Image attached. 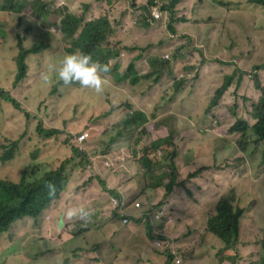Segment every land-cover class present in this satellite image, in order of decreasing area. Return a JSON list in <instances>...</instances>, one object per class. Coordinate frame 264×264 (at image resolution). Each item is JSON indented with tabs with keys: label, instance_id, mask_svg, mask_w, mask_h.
I'll return each mask as SVG.
<instances>
[{
	"label": "trees",
	"instance_id": "trees-1",
	"mask_svg": "<svg viewBox=\"0 0 264 264\" xmlns=\"http://www.w3.org/2000/svg\"><path fill=\"white\" fill-rule=\"evenodd\" d=\"M74 1L78 3L75 10L70 9L68 0H3L0 10L13 13L18 28L7 39L0 41V55L10 59L15 58L17 74L12 84L13 87H16L25 76L24 61L29 55L53 50V52H61V57L55 61L56 63L65 54L71 52L89 54L102 64H108L113 60L111 72L118 82L128 83L132 90L135 88L150 89L144 94L132 92L134 94L131 93L130 98L124 100L129 108L128 114L115 127L112 143L126 135V145L123 146L125 154L105 160L103 163L108 164V170L102 163L97 174L86 177L79 184V189L82 192L91 190L96 194L91 200L92 215L96 207L104 211L109 209L108 201L101 198L100 194L116 198L119 203L125 202L126 204L131 201L141 204L142 201H152L151 210H148L149 216L154 214L152 223H145V225L142 223L144 226L139 230L140 238L132 234V227L136 228V225L125 226L119 234H112L110 237L113 243L122 245V248L120 247L121 254L123 252L129 257L127 264H196L199 259H204V264H264V210L262 226H259L252 216L257 188L249 191L245 185L236 187L233 184L225 194L218 198L214 209L210 208L208 194L213 185L205 178L197 177L202 171H207L209 168L201 166L195 172L183 177L174 161L179 141L170 130V125L159 119L164 114L168 116L187 107L196 106L191 114L200 115L203 120L207 119L208 125L215 122L221 136H228L234 131L239 132L238 146L240 149L232 153L231 159L226 158L228 143L224 141L223 153L225 157L219 161L213 160L217 168L213 174H216L222 181L231 178L234 169L238 171L242 163L236 164L237 162L233 158L239 156L243 158L242 150L249 143L248 135L254 144L264 143V83L259 82L256 75L261 68H264V63L251 64L252 69L249 73L244 71L231 73L224 65L227 59L218 57L215 61L223 65H221L219 73L208 78L212 72V64L202 60L194 62L190 53V56L186 55L188 61L181 62V71L187 72L189 77L180 73L182 77L177 76L174 79L170 91H167L171 100L163 104L164 90L158 97L151 95L160 76L140 74L135 68V61L144 59L143 52L147 48L172 45L170 63L177 67L179 63L177 49L182 48L184 51H189L186 47V40L187 37H191L187 18L178 15L179 4L182 0H143L141 10L138 12L126 7L123 17L133 24L124 34L119 35L117 51L115 48L105 45L114 31L113 20L110 22L107 19L103 8L97 4L96 0ZM196 2L201 5L206 4L205 9L198 14V17L215 23L213 29L218 27L221 30L219 37L232 39L235 33L243 31V21L246 19L244 14L246 13L237 10L241 5L232 4L231 0H196ZM246 4L255 9H264V0H246ZM217 8L225 11L221 17L217 14ZM228 10L242 14H236L235 21L237 23L228 19L229 16H235L228 13ZM155 11H162V18L154 19ZM52 13L59 17L55 27H51L47 23L48 17ZM137 14H139L138 17ZM252 22H254L253 16ZM263 33L264 28L260 29L259 27L257 35H263ZM136 34L145 35L154 43L148 44L146 47L134 44L124 46L125 38L127 37V41L128 38L134 37ZM0 35L4 37L1 27ZM259 38L260 36L256 39ZM11 40H14V46L9 48L7 44ZM176 42L181 46L180 44L176 46ZM134 50H138L139 53L129 58V53ZM244 56L247 57L246 52H244ZM124 61L125 65L119 72V65ZM246 61H250L249 57ZM149 62L157 65L155 58L150 59ZM202 76L205 80H210V87L218 88L214 95L207 91L197 98L193 93H199V88L194 85ZM244 76H250L248 78L253 83L245 82ZM56 79L55 73L52 71L47 80L43 76L38 83L55 82ZM57 82L62 87L66 86L58 80ZM233 84L235 90L241 87L243 91H246L250 95L249 102L254 103L251 105L250 114L255 121L253 125H249L239 111V100L223 96ZM69 85L87 97V93L81 90V86L77 82ZM242 100H246L243 95ZM2 102L8 103L13 109L22 113L26 119H29L30 114L8 92H3L0 95V104ZM74 118H77L78 121L77 123L72 122L73 128L79 130L73 134L71 139L77 143L76 138L84 134L82 141V145H84L88 142L87 129L79 125L80 121L77 115L70 116L68 120L64 121L63 126ZM98 119H103V116L99 115ZM96 122L97 118H92V125ZM228 122L231 124L229 125ZM1 124L2 118L0 117ZM128 131L131 133L128 134ZM36 133L41 138H47L49 136L57 137L61 132L57 129L45 130L39 122ZM1 139L0 127V246L2 238L12 232L13 236L10 239L20 243L21 248L19 251L13 250L5 254L0 247V264H30L41 255L46 256L52 264H66L69 259H73L71 264H77L76 260L80 254L89 250H98V244H90L86 240V234L92 230L94 225L92 221L90 224L91 218L82 221L75 216L66 217L63 208L60 207L57 209L59 217L62 219V228L59 231L55 227L49 231L48 225L44 222V214L52 215L55 211L52 207L53 203L59 200L71 187H77L73 180L67 181L64 164L52 171H40L37 166L25 168L28 162L34 164L35 156L25 160H14L19 142H9L6 147ZM100 147L104 150L106 144L102 142ZM95 148H91L87 153L85 149H82L81 152L78 148L72 147L71 152L84 161L94 156ZM194 154L207 157L203 152H194ZM122 161L126 162V172L121 168ZM259 166L264 167V164L260 163ZM165 167L168 168V171H163ZM133 169L137 178L131 174ZM196 177L197 188L202 190L197 200L194 199L191 189L187 187V180ZM151 182L154 185L146 184ZM49 183L55 185V195L53 196H50L48 192L47 185ZM132 184L134 186L145 184V190L159 188L163 196L152 198L150 195L147 196V193L151 192L145 190L130 196L129 192H124L121 189L125 186L126 189L132 190ZM76 192H78V187ZM181 201H184V208L187 209L183 211H192L194 214L189 217L193 222L186 225L185 233L178 236L173 231V219L182 212L177 208ZM80 208L85 207L82 205ZM158 212H162V216L156 218ZM143 214H140V219ZM140 219L135 222H141ZM180 219L179 216L174 219L176 225L180 224L178 222ZM28 223L38 226L40 235L38 238L23 241ZM244 224L249 227L248 246L257 249L255 253L259 256L256 258H253L251 254L248 255L247 251H243V247L246 246L242 230ZM153 225L157 227L154 229L155 233L151 232ZM193 232L199 233L198 238L188 240ZM253 233H256L255 237H253ZM47 234L55 238V244L50 248H43L40 240ZM163 234L169 236V240L173 242L170 250H165L163 245L155 244L157 241L164 240ZM207 238L217 240V243L212 242V248L204 245L202 249ZM147 249H150V256L144 260L142 255ZM209 253L213 255L212 263L206 262L205 259H209Z\"/></svg>",
	"mask_w": 264,
	"mask_h": 264
},
{
	"label": "rangeland",
	"instance_id": "rangeland-1",
	"mask_svg": "<svg viewBox=\"0 0 264 264\" xmlns=\"http://www.w3.org/2000/svg\"><path fill=\"white\" fill-rule=\"evenodd\" d=\"M98 1L99 0H96V2ZM125 1L126 4L124 8H133L135 6L134 1ZM139 1L142 2L143 0ZM231 2L232 4L241 5L237 8V10L242 13H246L244 14L246 19L243 21V31L235 33L232 39L219 37L221 30L218 27L213 29L215 23H211L207 19L198 17V14L205 9L206 4L201 5L196 2V0H182L180 2L178 15L187 18L186 20L189 22L188 28L190 30L189 35L191 37H187L186 40V47L189 51H184L182 48L177 49L179 58L177 67H174L173 64L170 63L172 45L147 48L143 52L144 59L135 61V68L140 72V74L160 76L158 83L151 92V95L158 97L162 95V90H164L165 99L163 103L166 104L167 101L171 100L169 92L167 91H170L174 79H176L177 76L182 77L180 73L187 78L189 77L187 72L181 71V62H187L188 60L186 55L190 56V53L192 54L194 62L202 60L204 62L214 63L216 68L214 69V65L211 66V69L214 70L211 72L209 77L216 74L217 70H220L221 65H223L215 61L218 57L221 59H227V62H225L226 64L224 65L231 73H238L239 71L249 73L252 69V67H250L251 64L258 63L259 61H262V59L264 61V51L263 54L260 53V49L257 44L258 39H256L259 36H263L257 35V30L259 27L260 29L264 28V9L259 10L252 8L246 4V0H231ZM2 3L3 0H0V5ZM68 4L71 10H75L78 7V3L74 0H69ZM111 4L112 2L110 1V5ZM216 10L220 17L225 13L222 9L217 8ZM228 13L235 15L228 17L229 20H233L235 23H237L235 21V19H237V15H242L239 12L233 13L229 10ZM159 14L160 18H162V12H159ZM252 16L254 22H252ZM58 19V15L52 13L48 17L47 23L49 26L55 27ZM113 23H115L116 27L122 24L117 20H113ZM132 24L133 23L129 22V28ZM0 27L5 34V39H7L10 34L16 32L18 26L14 14L10 12H0ZM128 29L124 30L120 34H124ZM116 31L117 28H115L114 35L108 38L106 43L110 47L115 48L117 51V40L120 34H117ZM164 36L166 37V35ZM126 38L124 46L126 44H134L140 47H146V45L154 43L153 40L142 34H136L134 37L128 38L127 41ZM5 39L0 36V41H4ZM179 44L180 43L176 42V46ZM7 45L9 48H12L14 46V40H11ZM248 47L250 48L247 49ZM215 49L216 51L214 52ZM244 52H246L247 57L250 58L249 62L245 60L247 57L244 56ZM138 53V50L131 51L128 57L130 58L132 56H136ZM211 56L213 57L211 58ZM60 57L61 52H53V50L46 51L42 54L29 55L24 61L26 66L25 76L19 81L16 87H13L12 84L17 74V64L15 63V58L10 59L0 55V95L3 92H8L9 95L13 99H16L21 104V107L30 114L29 119H26L22 113L13 109L8 103L2 102L0 104V117L2 118V124L0 125L2 143L7 147L9 142H19L18 148L14 154V160H25L31 156H35L34 164L32 162H28L25 168L29 166H37L40 171H44L56 169L60 165L64 164L67 181L73 180L78 187V192H76L77 187H71L59 200L53 203L52 207L55 211L52 215L44 214V222L49 220L50 225H54L57 231L62 228V219L59 217V213L57 212L58 208H63L66 217L68 216L67 212L69 209H79L83 203H89L88 205H85V208H90L92 211L93 204L91 203V200L96 196V194L91 190L82 192L79 189V184L86 177L97 174L100 165L105 160H109L111 157H116L119 154H125V149L122 145L112 143V134L114 133V130L110 128H114L128 114L129 108L127 107V104L124 103V100H128L132 92L144 94L150 90L144 88H135L132 90L128 83L117 85L118 80L115 79L113 72H111L112 62L109 67L110 71L107 74L106 80L109 86H115L113 96L116 98L111 99L112 104L110 103V105L94 111L92 107L88 103H84V101H97L96 97H85L76 89H72L70 85L62 87L57 82V79L55 82L45 81L41 84L38 83L41 77L51 75L52 70L50 66L53 63H56L55 61ZM152 58L157 60L156 66L149 62ZM124 65L125 61L119 65V72H121ZM256 75L258 76V81L264 83V68H261ZM209 83L210 80H205L202 76L194 85V87L199 88V93H193V95L200 98L204 93H206ZM247 83H253V81L250 79ZM227 94L231 97V99L232 96L235 95V99L240 101L239 111H241V113H248L249 94H247L246 91L235 94L233 92V88H231ZM242 95L246 98L245 101L242 100ZM105 96H108V89L105 91ZM98 99H100L99 96ZM195 107L196 106H190L168 116L163 115L160 117V120H164L170 125V129L176 134V140L179 141L174 161L176 168L183 177L194 171L195 166H193L192 163L196 158L192 151L203 152L211 160H214L216 157H218V159L224 158L225 155L223 153L222 145L224 141H227L228 156H226V158L231 159L232 153L237 151L234 146H237L240 135L239 132L234 131L228 136L218 139L210 134L200 138L199 132L202 133L203 126H205L209 131H214L216 127L211 125L208 126L206 124L207 119L203 120L201 116L193 115L190 118V113L195 109ZM106 112L107 115L104 119H98L99 115L104 116ZM74 115L78 116L80 121L79 125L84 126V128L87 129L88 142L84 145H82V143H75L74 140L71 139L73 138V134L79 130L78 128H73V123H77L78 121L77 118L69 120V127L68 123L63 126L64 121ZM92 118H97V122L94 125L91 123ZM39 122L42 124L43 129L48 130L56 128L60 130L61 133L57 137L49 136L47 138H41L36 133V127ZM127 133L130 134L131 131H128ZM192 140L195 141L190 142ZM102 142L106 144L104 150L100 147ZM72 147L81 150L85 149L87 153H89L91 148L96 147L95 154L92 158L82 161L80 157H77L76 154L71 152ZM242 151L244 152L243 158L240 156L233 158L234 161L237 162L236 164H239V162L242 163L238 171L234 169L231 178L222 181L216 174H213V172L217 169L215 164L210 167V171L201 173L200 177L205 178L211 185H213L211 193L208 195L210 208H212L211 202L213 201L215 192L221 185L228 187H231L233 184H235L236 187H242L245 185L249 191L257 188L256 197L253 201L252 216L257 224L262 226L264 210V167H260L259 165L260 163L264 164V143L250 145ZM104 168L106 170L109 169V167L105 166ZM121 168L124 172L127 171L125 161L121 162ZM163 171H168V168H163ZM131 173L135 178H137L134 169ZM195 181L187 182V187L191 189L194 199L197 200L202 190L197 188ZM146 184L154 183L151 182ZM144 185L138 184L134 186L132 184V190L126 189L125 186L121 187V189L124 192H129L130 196H132L143 190ZM222 194L223 193H221V195ZM149 195L152 198H156L158 196L157 194L147 193V196ZM100 197L108 201L109 209L108 211H104L103 209H99L97 207L94 209V213L90 219V224L92 221L94 225L92 226V230L86 234V240L90 244H98L99 249L95 251H85L79 255L76 262L77 264H127L129 257L128 255L123 254V252L121 254L120 247L122 245L120 246L117 243H113L110 237L112 234H119L125 226L136 225V228L132 227V234L135 237L140 238V228L143 227L146 222H148V224L152 223V217L154 214L151 216L148 214V210H151L152 201H142V204L138 202L140 204L139 208L134 206L136 202L131 201L128 204L124 202L126 204L125 207L121 211H118L117 214H123L124 216H129L134 219H140V214L144 213L141 215V222L133 223L132 221H128V223L125 224L121 219L115 216V209L111 200L117 201V199L108 197L105 194H100ZM177 208L179 211H182L178 215L181 219L178 220L180 223L178 225H176L174 220L178 216L173 219V231L176 235L181 236L185 233L186 225L193 222V220L189 219V217L194 214V212L183 211L184 209L187 210L184 208V201H181ZM255 227L257 228V226ZM155 228H157L156 225H153L151 228L152 233L156 232V230H154ZM248 228L249 227L246 224L242 227L244 233L243 239L246 241V246L243 247V251H247L248 255L251 254L253 258H256L259 256L255 253L257 249L253 246H248V238H250ZM48 229L49 231L51 230V228ZM181 230L182 232H180ZM39 235L40 229H38V226H33L31 223H28L23 241L38 238ZM252 235L255 237L256 233H253ZM12 236L13 233L11 232L9 235L2 238L0 247L2 252L5 254H8L13 250L19 251L21 248L20 243L10 239ZM198 236V232H193L188 237V240H196ZM212 242L216 244L217 240L207 238L201 248L203 249L204 245H208L212 248ZM40 244L43 248H50L55 244V238L52 235L47 234L40 240ZM155 244H157V242H155ZM158 245H163V248L168 250L171 246H173V242L172 240H165L164 242H160ZM209 254V259H205L208 263H212L213 255L211 253ZM149 256L150 249H147L143 253L142 258L145 260ZM72 261L73 259H69L66 261V264H71ZM204 263V259H199L196 262V264ZM30 264L52 263L46 256L41 255Z\"/></svg>",
	"mask_w": 264,
	"mask_h": 264
},
{
	"label": "clouds",
	"instance_id": "clouds-1",
	"mask_svg": "<svg viewBox=\"0 0 264 264\" xmlns=\"http://www.w3.org/2000/svg\"><path fill=\"white\" fill-rule=\"evenodd\" d=\"M110 1L112 2L111 5H110ZM130 1H134V3H135V6L133 8H131L133 11L135 10V12H138V11L141 10L142 2H140L139 0H130ZM68 2H69V0H68ZM97 4L101 8H103V10L105 11V15H106L107 19L110 22H112V20H117V21H120L122 23L118 27H116L115 23H113V31L114 32H113V34L111 36L114 35L115 28H117V31H116L117 34H120L124 30L129 28V20H127L125 17H123V13H124V10H125L124 6L126 4L125 0H119V1L99 0L97 2ZM120 11H122V12H120ZM0 12H5V11H1L0 10ZM159 12H162V11H159ZM159 12L158 11L154 12L155 13L154 14V19H160ZM138 15L139 14H137V16ZM2 38L5 39V34H4V37H2ZM106 44L107 43H105V45ZM257 44L259 46L260 53L263 54V51H264V33H263V36L258 39V43ZM110 48H112V47H110ZM112 62H113V60L110 61L108 64H102L99 61L94 60L89 54H86V53H83V52H71V53L65 54L59 60L58 63H53L50 67H51V70L55 73V76H56L57 80L59 82H62L63 85H69V84H72L73 82H77L81 86V90L83 92L87 93V97L88 96L96 97L97 101H86L85 100V102H84V103H88L92 107V109L94 111H96L98 109H102V108L110 105L111 99H115L116 98L115 96H113V91L115 89V86L114 85H110L109 86V84H108V82L106 80L107 74L110 71L109 67H110ZM207 63L214 65L213 62H207ZM258 63H260V64L264 63L263 59H262V61H259ZM215 68L216 67L214 65V69ZM214 69H212V71ZM219 71L220 70H217L216 74L219 73ZM216 74H214L213 76H215ZM213 76H211V77H213ZM44 79L47 80L48 76L45 75ZM243 79H244L245 82H248L250 80L247 76H244ZM123 83H126V82H117V85H120V84H123ZM217 88L218 87L212 88V87H210L208 85L207 91L210 92L212 95H214V93L217 90ZM231 88H233V92L235 94L243 93V89L241 87H239L237 90H235V85L234 84L232 85ZM106 89H108V96H105ZM227 93L228 92H225L223 96H226V97L229 96ZM98 96L100 97V99H98ZM232 97L235 98V95H233ZM249 98H250V95H249L248 99ZM228 99H231V98L229 97ZM163 104H165V103H163ZM252 104H254L252 101L249 102V109H248V113L247 114L242 113L243 116H244L245 121L249 125H253L254 122H255L252 119L251 115H250L251 114V105ZM106 115H107V112L104 114L103 119H104V117ZM193 115H196V114H191L190 113L189 117L191 118V116H193ZM197 116H200V115H197ZM228 123L231 124V122H228ZM206 124H207V121H206ZM117 125H119V124H117ZM210 125L216 127L215 122L211 123ZM115 127L114 128H110V129L114 130V132H115ZM54 129H56V128H54ZM173 133L175 134V132H173ZM199 134H200V138H202L205 135H209V134L213 135L217 139L221 138V137H225V136H221L220 132L217 131V127H216V129L214 131H209V130L206 129L205 126H203L202 127V133L199 132ZM84 136H85L84 134L78 136V138L76 139L77 143H83L82 141L84 139ZM248 138H249V143L246 146V148L248 146H250V145L261 144V143L254 144L252 142V139H250V135H248ZM239 139H240V135H239L238 141H239ZM193 141H195V140H192L190 142H193ZM113 143L125 146L126 145V135H124V137L122 139H119L118 141L113 142ZM234 147H235L236 150L240 149L239 146H238V142H237V146H234ZM222 149H223V145H222ZM79 150L82 152L81 149H79ZM192 152L194 154V151H192ZM195 158H196L195 161H193V163H192L193 166H195L193 172H195L201 166H206V167L209 168V170L201 172V173H206V172L210 171L211 170L210 167L213 164H215L213 162V160H211V159H209V158H207V157H205L203 155H199V156L195 155ZM221 159L222 158L218 159V157H216L214 160L219 161ZM104 166L108 167V164L105 163ZM56 169H49V170H46V171H52V170H56ZM134 172H135V170H134ZM193 172H191V173H193ZM191 173H189V174H191ZM135 174H136V172H135ZM200 174L197 177H199ZM197 177L194 178V179L187 180V182H194L197 179ZM152 185H154V184H152ZM144 186H143V190H145ZM47 187H48L49 195L50 196L55 195V185L52 184V183H49L47 185ZM229 188L230 187H228V186L221 185L220 188H218V190L215 192V196L213 194L214 197H213V201L211 202L212 209H214L215 203L218 200V198L221 196V193L225 194ZM145 191H149V192H151L153 194H157L158 196H163V194H162V192H161V190L159 188L151 189V190L150 189H146ZM210 193H211V190L209 191V194ZM111 202H112V205H113V207L115 209V216H117L119 219H121L123 221V223L126 224V223H128V221H132L133 223H138V222H135L137 219L131 218L129 216H124L123 214H117L118 211H121L125 207L126 204L124 202L123 203H119L118 200L117 201L116 200H111ZM88 204L89 203H86V204L83 203V206L85 207V205H88ZM134 206L136 208H139L140 204L138 202H136L134 204ZM64 213H65V211H64ZM158 213H161L160 216H162V212H158ZM158 213L156 215H158ZM67 215H68L67 217L75 216V217L79 218L80 220L84 221V220H88V219L91 218L92 212H91L90 208H88V209H85V208H79V209L73 208V209H69L68 210ZM45 223H46V225H48L49 228L55 227L54 225H50V221L49 220H46ZM146 223H148V222H146ZM162 237L164 238V240L163 241H157L158 243L164 242L165 240H169V236H167L166 234H163ZM199 256H201V255H199ZM199 256H196V257H199Z\"/></svg>",
	"mask_w": 264,
	"mask_h": 264
},
{
	"label": "built area",
	"instance_id": "built-area-1",
	"mask_svg": "<svg viewBox=\"0 0 264 264\" xmlns=\"http://www.w3.org/2000/svg\"><path fill=\"white\" fill-rule=\"evenodd\" d=\"M161 215V213H158V215H156L155 217L157 218V217H159ZM159 243L157 242V245H158Z\"/></svg>",
	"mask_w": 264,
	"mask_h": 264
}]
</instances>
